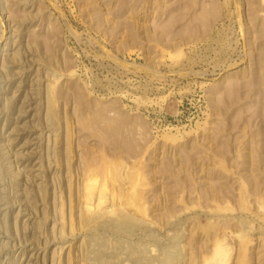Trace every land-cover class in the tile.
<instances>
[{
    "label": "rangeland",
    "instance_id": "obj_1",
    "mask_svg": "<svg viewBox=\"0 0 264 264\" xmlns=\"http://www.w3.org/2000/svg\"><path fill=\"white\" fill-rule=\"evenodd\" d=\"M0 39V264H264V0H0Z\"/></svg>",
    "mask_w": 264,
    "mask_h": 264
},
{
    "label": "bare ground",
    "instance_id": "obj_2",
    "mask_svg": "<svg viewBox=\"0 0 264 264\" xmlns=\"http://www.w3.org/2000/svg\"><path fill=\"white\" fill-rule=\"evenodd\" d=\"M3 39H4V38H3ZM0 40H1V39H0ZM128 205H129V204H128ZM87 209H89L88 212H91L89 206L87 207ZM120 212H121V211H120ZM107 213H108V212H107ZM105 214H106V211H105V210L103 211V209H98V212L95 213L94 216H96V218H99V217L104 216ZM108 214H109V213H108ZM108 214H106V215H108ZM110 214H112V213H110ZM109 217H111V216H109ZM123 217H124V218H122L121 220L126 219V223H127V224H129V223H130V224H131V223L134 224L135 221H134V219H133L132 217H130V216H123ZM105 218H108V216L105 217ZM99 219H100V218H99ZM85 220H86V219H85ZM91 220H92V219H91ZM91 220H90V223L92 222ZM100 220H102V218H101ZM100 220H99V221H100ZM102 221H103V222H102ZM102 221H101L102 224L106 225V227H108V226H109V227H114L116 230H117V229H121V230H123V229H124L123 226H126V225H123V226L120 225L122 222H124L123 224H126L124 220H123L122 222L118 220L119 222H121L120 224H116V223L110 222L111 219H110V221H109L108 219H106V221H105V220H102ZM115 221H116V220H115ZM87 222H88V221H87ZM100 224H101V223H100ZM104 225H103V226L99 225V226L104 227ZM88 226H90L89 223H88ZM91 226H93V225H91ZM95 227H96V226H95ZM95 227H94V229H95ZM92 228H93V227H92ZM100 229H101V228H100ZM102 229H103V228H102ZM87 231H88V230H87ZM96 231H97V230H96ZM107 231H108V230H107ZM109 231H110V230H109ZM117 231H118V230H117ZM91 235H92V234H91ZM103 237H104V236H103ZM91 238H92V237H91ZM99 238H100V237H99ZM87 239H88V238H87ZM94 240H95V239H94ZM103 240L105 241V239H103ZM103 240H102V241H103ZM102 241H101V242H102ZM98 242H99V241H98ZM106 242H107V241H106ZM89 244H90V246L92 247V249H93L92 252H93V254H94V253H96V252L98 253V252H99V248H102L103 245H105L106 243H103V242H102V244H99V243H96L95 241L92 240V241L89 242ZM109 244H110V243H109ZM130 245H131V246H129V248H130L129 250H130V252H133V250H135V249H133V247H132L133 244L130 243ZM106 246H108V243H107ZM109 246H110V245H109ZM127 246H128V244H127ZM135 247H136V245H135ZM105 248H106V247H105ZM136 248H137V247H136ZM103 249H104V248H103ZM107 249H108V247H107ZM121 249H122V248H121ZM121 249H120V251H121ZM100 250H101V249H100ZM117 250H119V249H117ZM122 250H124V249H122ZM125 250H127V249H125ZM138 250H139V249H137V252H138ZM100 252H101V251H100ZM102 252H103V251H102ZM122 252H123V251H122ZM97 253H96V254H97ZM113 253H114V254H113ZM113 253H112V255H115V256H116L115 252H113ZM116 253H117V252H116ZM120 253H121V252H120ZM98 254H100V253H98ZM98 254H97V256H98ZM94 255H95V254H94ZM100 255H101V254H100ZM123 255L125 256L126 254L124 253ZM88 256H90V253H88ZM88 256H87V257H88ZM115 256H112V257H115ZM117 256H118V253H117ZM117 256H116V258H117ZM90 257H91V256H90ZM127 257H128V259H129V256H127ZM130 257H131V256H130ZM216 257H217L219 260L222 259L221 257H223V253H220V252L217 253V254H216ZM108 259H110V258H108ZM108 259L105 258V255H104V259H99V260H98V259H95V260H96V261L98 260V263H99V264H109V260H108ZM114 260H115V259H114ZM114 260H113V261H114ZM125 260L127 261V259H125ZM147 260H148V259H147ZM111 261H112V260L110 259V262H111ZM116 261H117V260H116ZM126 261H125V263H126ZM220 261H221V260H220ZM137 262H139V261H137ZM137 262H136V263H137ZM142 262H143V261H142ZM142 262H141V263H137V264H142ZM123 263H124V262H123ZM127 263H130V262L128 261ZM146 263H147V262H146ZM115 264H117V263L115 262ZM144 264H145V263H144ZM218 264H221V263H218ZM222 264H225V263H222Z\"/></svg>",
    "mask_w": 264,
    "mask_h": 264
}]
</instances>
